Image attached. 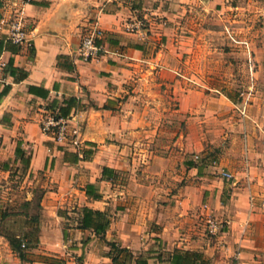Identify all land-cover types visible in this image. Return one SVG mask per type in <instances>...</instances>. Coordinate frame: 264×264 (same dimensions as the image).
<instances>
[{
    "label": "crops",
    "instance_id": "1",
    "mask_svg": "<svg viewBox=\"0 0 264 264\" xmlns=\"http://www.w3.org/2000/svg\"><path fill=\"white\" fill-rule=\"evenodd\" d=\"M33 1L0 7V18L23 10L32 40L14 44L0 28V264H170L175 252L264 264L263 62L251 86V58L242 59L247 98L233 102L220 84L204 85L203 61L190 56L204 46L197 37L210 17L230 8L222 0ZM91 20L104 32L103 51L85 63L78 51ZM225 63L229 79L234 64ZM68 100L79 149L41 128ZM204 113L228 123V140L204 141ZM85 208L104 214V232L83 227ZM211 213L224 223L214 238L201 229Z\"/></svg>",
    "mask_w": 264,
    "mask_h": 264
},
{
    "label": "rangeland",
    "instance_id": "2",
    "mask_svg": "<svg viewBox=\"0 0 264 264\" xmlns=\"http://www.w3.org/2000/svg\"><path fill=\"white\" fill-rule=\"evenodd\" d=\"M225 7H228L229 16L226 17V13L222 14V18H211V22L205 24L206 28L210 31L198 33L199 42H203L204 46L197 49L196 53L190 54V56H198L203 61L204 69V85L212 87L220 84L229 91L230 98L233 102H244L245 97L241 94L245 91L242 86L243 81L246 82V70L243 77V66L241 61L243 58H251V69L249 79L247 80L251 86L258 80L257 76L253 75V71L257 72L259 69L260 61L264 66V0H222ZM223 6V5H221ZM217 20L221 22L217 23ZM225 26L229 27V32L225 31ZM250 42V46L246 42ZM233 62L231 68L232 76H224L228 65L225 62ZM246 69V68H245ZM230 72V73H231ZM218 75L221 78H218ZM244 79V80H243ZM230 80V81H228ZM247 83V84H248ZM257 86V85H256ZM247 92V91H245ZM216 96V95H213ZM247 98V97H246ZM249 98H253L250 96ZM250 103L253 104V100ZM256 98V97H254ZM258 98V97H257ZM207 114H203V138L204 141H226L229 139L226 133L222 130L228 131V127L224 122L223 124H217L212 121L213 117H207ZM212 119V120H211ZM221 126V127H220ZM219 128V129H218ZM221 129V131H219ZM172 131L179 130L178 128H172ZM181 131L186 133L192 132L193 128H181ZM180 131V132H181ZM81 134V133H80ZM208 152H212L209 148ZM202 153V152H201ZM214 217L211 214H204L199 218L202 221V230L209 238H214L218 235H213L207 223L208 217ZM218 221V220H217ZM220 222V221H219Z\"/></svg>",
    "mask_w": 264,
    "mask_h": 264
},
{
    "label": "built area",
    "instance_id": "3",
    "mask_svg": "<svg viewBox=\"0 0 264 264\" xmlns=\"http://www.w3.org/2000/svg\"><path fill=\"white\" fill-rule=\"evenodd\" d=\"M32 1L23 0V5ZM0 28L6 31L7 38L14 44L32 45V40L29 38V24L22 9L12 11L8 17L2 16ZM103 36L104 32L98 21L91 20L88 22L84 28L78 51L80 61L90 63L101 55L103 47L99 41L102 40ZM71 121L70 117L56 119L54 114H50L41 122V128L44 133L52 136L56 143L79 149L83 146L80 128L77 125L72 126ZM223 176L227 179L233 178L230 173H223ZM207 223L213 235H218L224 230V223L210 216L207 218Z\"/></svg>",
    "mask_w": 264,
    "mask_h": 264
},
{
    "label": "trees",
    "instance_id": "4",
    "mask_svg": "<svg viewBox=\"0 0 264 264\" xmlns=\"http://www.w3.org/2000/svg\"><path fill=\"white\" fill-rule=\"evenodd\" d=\"M34 2V1H32ZM31 2V3H32ZM1 0H0V7H1ZM10 41V40H9ZM12 42V41H11ZM12 74H15L16 69L10 66L9 68ZM26 74L22 76L25 78ZM9 88L3 94H7ZM74 101L68 100L64 106L60 107L58 114H55L56 119L60 118H69L70 117V110L73 106ZM84 217H83V227L84 228H94L97 232H104L106 228L109 226V221L105 220V216L103 213L99 211H94L89 208H85L83 210ZM36 232H33L31 235L32 241H34ZM14 248L22 252V243L21 240H12L11 241ZM29 245L25 244V247ZM23 256V253H20ZM170 264H209V261L203 256V254L199 252H175L171 255Z\"/></svg>",
    "mask_w": 264,
    "mask_h": 264
}]
</instances>
